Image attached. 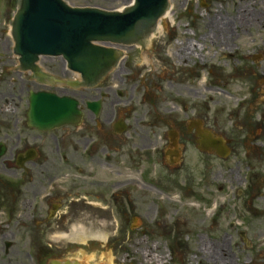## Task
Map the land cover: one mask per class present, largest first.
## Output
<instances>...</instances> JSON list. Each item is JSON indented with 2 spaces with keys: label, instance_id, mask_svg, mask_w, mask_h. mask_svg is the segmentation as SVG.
<instances>
[{
  "label": "rangeland",
  "instance_id": "374dc122",
  "mask_svg": "<svg viewBox=\"0 0 264 264\" xmlns=\"http://www.w3.org/2000/svg\"><path fill=\"white\" fill-rule=\"evenodd\" d=\"M72 1L120 10L131 0ZM169 4L170 16L161 21L163 29L147 52L123 48L119 67L100 84L113 75L116 118L129 129L110 138L113 144L105 139L99 151L107 180L102 197L85 188L78 202H86L87 211L79 221L54 225L82 224L86 238H61L66 231L60 230L44 240L43 226H32L31 249L49 243L52 258L76 256L96 264H215L200 249L225 238L220 255L230 264H264V0ZM15 7V0H0V93L14 96L26 92L20 84L26 73L18 72L9 53ZM188 45L192 51L186 52ZM90 94L84 99L96 98L97 90ZM12 106L10 101L0 105V133L4 125L14 135L25 119ZM192 120L229 140L225 158L196 148L197 137L187 131ZM170 130L179 137L180 154L173 163L161 150L166 140L170 148ZM149 142L159 150L147 152ZM13 195L12 211L0 208L1 230L9 222L22 224L29 212ZM95 202L98 206H91ZM102 219L108 228L99 226ZM21 256L25 259L23 249Z\"/></svg>",
  "mask_w": 264,
  "mask_h": 264
},
{
  "label": "flooded vegetation",
  "instance_id": "af4514ba",
  "mask_svg": "<svg viewBox=\"0 0 264 264\" xmlns=\"http://www.w3.org/2000/svg\"><path fill=\"white\" fill-rule=\"evenodd\" d=\"M36 66L34 71L19 69L21 73H26L20 82L22 87L26 86L25 93L16 96L12 93H0V105L10 101V104L13 103L10 110L20 111V119L22 114L25 117L24 120L21 119L22 123L14 135L8 134V126L1 127L3 130L0 133V150L3 151L0 155V208L12 211L15 192L22 205L29 211L21 221L22 224L16 226L9 222L5 230L0 229V264L30 263L29 243L36 236L31 232L32 226H43L39 235L44 240H48L57 231H68L70 225L63 228L54 225L79 221L80 215L87 211L86 202H78L79 195L85 188L89 189L93 196L102 197L107 180L104 179L99 151L105 139H109V143L113 144V140L124 135L129 129L122 119L116 118V92L114 89L111 91L113 82H110L113 75L108 78L106 84L100 85L105 76L111 75L110 70L101 72L95 83L86 85L81 76L73 75L66 68L60 56L44 55L38 59ZM33 84L34 89L29 88V85ZM37 90H48L56 95L69 94L77 98L78 107L82 109L80 121L64 123L47 130L31 127L27 122L26 110L29 109L30 92ZM94 90H97L96 98L84 99L85 93L92 94ZM91 100L99 102L96 103V111L88 107L87 103ZM16 121L19 119L16 118ZM187 131H192L196 137L197 128L189 129L187 126ZM168 138L170 148H165L168 144L166 140L161 144V150L170 161H178V132L168 131ZM151 143L144 149L149 153L151 149L152 152H157L160 146L158 148L157 144ZM106 157L108 162H113L114 158L110 154ZM107 165L105 162V167ZM116 173L119 172L116 170L114 174ZM95 203H91V206ZM51 247V244L47 243L44 252L49 253ZM21 249L25 259L21 256Z\"/></svg>",
  "mask_w": 264,
  "mask_h": 264
},
{
  "label": "water",
  "instance_id": "95a60500",
  "mask_svg": "<svg viewBox=\"0 0 264 264\" xmlns=\"http://www.w3.org/2000/svg\"><path fill=\"white\" fill-rule=\"evenodd\" d=\"M65 1L19 0L10 20L9 53L14 40V51L25 69L34 68L38 55L62 54L69 67L79 71L88 84L120 55L111 45H133L143 40V49L168 7V0H132L120 11H108L99 6L89 7L93 5L87 3ZM116 67L119 63L112 68ZM29 99L27 122L38 128L77 122L81 114L77 100L70 96L36 91L30 93ZM199 148L216 151L221 157L229 151L222 138H213L210 133L202 137Z\"/></svg>",
  "mask_w": 264,
  "mask_h": 264
},
{
  "label": "bare ground",
  "instance_id": "6f19581e",
  "mask_svg": "<svg viewBox=\"0 0 264 264\" xmlns=\"http://www.w3.org/2000/svg\"><path fill=\"white\" fill-rule=\"evenodd\" d=\"M245 14H243V16H244ZM168 16H170V10L168 9L166 12H165V14H164V17L161 19V21H163V20H165V18L166 17H168ZM243 16H241L240 18H242ZM161 21L157 24V26H154V28H153V30H152V34L150 35V37L148 38V41L146 42V44L144 45V47H143V51L144 52H147V48L150 46V44L152 43V41L155 39V37L158 35V34H160V32L162 31V29H163V27L161 26ZM246 21H243V22H241V23H245ZM222 26H225V24L222 22V24H221ZM222 26L221 27H218V28H222ZM223 28H225V27H223ZM217 29V28H216ZM190 44V43H189ZM190 45H192V46H194V48H197V49H199L197 46H196V44H190ZM185 47V51L186 52H189V51H192V49L190 48V46L188 45V46H184ZM184 51V52H185ZM179 56V53H177V57ZM144 61H148V59H147V57H145L144 56ZM94 207L95 206H98L97 205V203H95V204H92ZM104 210H107V208H103ZM110 224H109V222L106 220V219H102L101 220V222H99V226L100 227H102V228H104V229H106V228H108V226H109ZM74 231L68 236L69 238H72V239H75V238H78V239H80V240H82V241H84V239L86 238V232H84L83 231V227H82V224H77L75 227H74V229H73ZM67 236V235H66ZM65 235H63V236H61V238H65L66 237ZM92 236H98L100 239H103L102 237V235H99V234H97V235H92ZM224 240H225V238H223L221 241H219V243L215 246V247H211L209 250H206V248H203V246H202V248L200 249L202 252H203V254H205L206 255V253H208V256L205 258L204 257V255L202 254V257L203 258H205V259H207L208 261L209 260H211V261H213L215 264H218V263H223V264H230V261L228 260V258H226V257H221V255H220V252H223V250H224V247H223V245H224ZM151 259V258H150Z\"/></svg>",
  "mask_w": 264,
  "mask_h": 264
}]
</instances>
